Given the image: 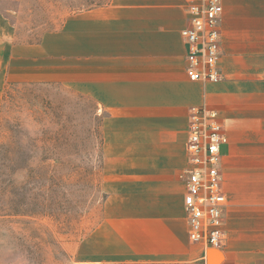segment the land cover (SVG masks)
<instances>
[{"label":"crops","instance_id":"0c3cea01","mask_svg":"<svg viewBox=\"0 0 264 264\" xmlns=\"http://www.w3.org/2000/svg\"><path fill=\"white\" fill-rule=\"evenodd\" d=\"M0 0V110L10 83L59 85L102 117L105 200L74 264H264V0H222V80L187 76L186 0H108L37 43ZM214 111L227 198L223 246L192 243L184 198L191 111Z\"/></svg>","mask_w":264,"mask_h":264},{"label":"rangeland","instance_id":"374dc122","mask_svg":"<svg viewBox=\"0 0 264 264\" xmlns=\"http://www.w3.org/2000/svg\"><path fill=\"white\" fill-rule=\"evenodd\" d=\"M108 0H22L10 20L37 43L78 12ZM102 117L59 85L14 84L0 110V264H74L102 218Z\"/></svg>","mask_w":264,"mask_h":264},{"label":"built area","instance_id":"2783aa9c","mask_svg":"<svg viewBox=\"0 0 264 264\" xmlns=\"http://www.w3.org/2000/svg\"><path fill=\"white\" fill-rule=\"evenodd\" d=\"M188 25L182 31L187 46V76L192 82L222 80V0H186ZM228 144L224 125L214 111L194 109L188 127V169L184 198L189 240L219 249L223 246L227 198L220 173L222 149Z\"/></svg>","mask_w":264,"mask_h":264}]
</instances>
